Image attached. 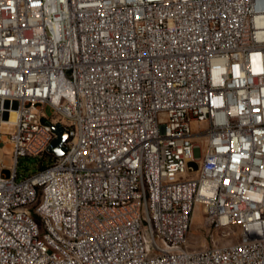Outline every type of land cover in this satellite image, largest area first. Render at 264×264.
I'll use <instances>...</instances> for the list:
<instances>
[{
    "label": "built area",
    "instance_id": "built-area-1",
    "mask_svg": "<svg viewBox=\"0 0 264 264\" xmlns=\"http://www.w3.org/2000/svg\"><path fill=\"white\" fill-rule=\"evenodd\" d=\"M57 123L66 152L21 172ZM6 142L0 264H139L147 222L146 264H264V0H0ZM196 206L211 236L240 241L164 251L154 232L189 239Z\"/></svg>",
    "mask_w": 264,
    "mask_h": 264
},
{
    "label": "bare ground",
    "instance_id": "bare-ground-1",
    "mask_svg": "<svg viewBox=\"0 0 264 264\" xmlns=\"http://www.w3.org/2000/svg\"><path fill=\"white\" fill-rule=\"evenodd\" d=\"M198 139L202 140L200 142L203 146L205 145L206 139L204 137H199ZM6 147L0 148V161L4 155V150ZM199 208V206H196ZM196 208V209H197ZM197 213V212H196ZM193 219L195 218V215ZM23 215L29 221H32L34 230H36V236L40 238V244L43 249H46L48 253H51L53 256H64V248H59L56 245V240L50 237L48 232H46V222L40 217H36V211L33 208H23ZM148 220L156 221L155 212H148ZM147 231H154V222H147V230L139 229V241L141 242V251H139V264H146V259L149 258V252H152V238L150 233ZM56 236L59 238H64L66 242H76L80 241V234L74 232H67V229L64 225H56ZM154 239L158 241L164 251L170 254H183L187 251H194L195 254H204L207 250L206 248L202 249H189L187 247L188 239L172 240L171 236H168L166 233L154 232ZM240 241V234L237 235V240ZM236 241L224 245H217L219 248L231 247L233 244H236ZM257 242H264V234H257Z\"/></svg>",
    "mask_w": 264,
    "mask_h": 264
},
{
    "label": "rangeland",
    "instance_id": "rangeland-1",
    "mask_svg": "<svg viewBox=\"0 0 264 264\" xmlns=\"http://www.w3.org/2000/svg\"><path fill=\"white\" fill-rule=\"evenodd\" d=\"M47 112L50 114L49 108H47ZM198 140L199 142H202V140L200 139ZM9 150H10L9 143L6 142V148L4 150L5 153L1 159L2 163L6 165L10 164L11 162L8 154ZM40 159H41L40 157L38 158L22 157L19 161V170L26 174H30L36 171ZM42 159L43 160L49 159V156L43 154ZM195 213L196 215L195 218L193 219L191 229L189 231V239L187 240V247L189 249H202L212 245H224V244L232 243L237 240V235H238L237 228H233L232 234H230V236L227 237H224L222 235L221 230H219V232H216L214 233L213 236H211V232L208 230L209 229L208 226L205 225V219L200 207L195 209Z\"/></svg>",
    "mask_w": 264,
    "mask_h": 264
},
{
    "label": "water",
    "instance_id": "water-1",
    "mask_svg": "<svg viewBox=\"0 0 264 264\" xmlns=\"http://www.w3.org/2000/svg\"><path fill=\"white\" fill-rule=\"evenodd\" d=\"M52 127L56 136L51 141L47 150L56 156H61L66 152V147L64 144L68 139L69 133L68 130L65 129L60 123L54 124Z\"/></svg>",
    "mask_w": 264,
    "mask_h": 264
},
{
    "label": "trees",
    "instance_id": "trees-1",
    "mask_svg": "<svg viewBox=\"0 0 264 264\" xmlns=\"http://www.w3.org/2000/svg\"><path fill=\"white\" fill-rule=\"evenodd\" d=\"M45 154L49 156V159L43 160L42 159L43 155H42L40 157L41 158L40 162L38 163V168L44 167V166L48 165L51 162L53 155L50 152H46Z\"/></svg>",
    "mask_w": 264,
    "mask_h": 264
}]
</instances>
